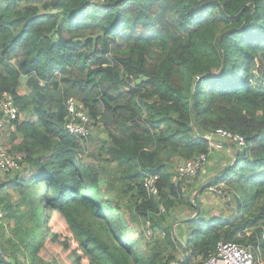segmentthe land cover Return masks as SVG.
<instances>
[{
  "label": "trees",
  "instance_id": "16d2710c",
  "mask_svg": "<svg viewBox=\"0 0 264 264\" xmlns=\"http://www.w3.org/2000/svg\"><path fill=\"white\" fill-rule=\"evenodd\" d=\"M258 68L264 0H0V99L11 95L19 110L8 150L21 166L0 187L1 204L8 189L20 195L17 215L7 214L18 239L0 234V264H171L180 248L179 264H205L223 241L250 245L264 260ZM71 98L106 136L88 155L65 130ZM220 128L246 140L214 183L239 219L188 220L186 241L162 228L141 257L125 238L132 212L161 228L160 206L171 213L185 196L170 156L209 154L204 136ZM146 175L159 177V197H148Z\"/></svg>",
  "mask_w": 264,
  "mask_h": 264
},
{
  "label": "rangeland",
  "instance_id": "374dc122",
  "mask_svg": "<svg viewBox=\"0 0 264 264\" xmlns=\"http://www.w3.org/2000/svg\"><path fill=\"white\" fill-rule=\"evenodd\" d=\"M263 69L264 68H258L256 71H264ZM256 71H255V75L258 76V73ZM253 85L255 86V88H259L261 85L263 86L264 83H262L261 79H259L257 77L256 79H254ZM20 92L24 93L25 91L22 90ZM9 128H10L9 123H6L3 128H0V147L5 149L8 153H9L8 144L11 140ZM204 138H206V140L210 143V145H211L210 150L213 147H215L214 140L216 139V137L213 134L206 135V136H204ZM231 148L235 151L232 152L229 150V152H228L225 147L223 149H215L216 153H218L222 157H227V158H225L226 165L223 166V168L227 167L228 165H230V166L234 165L236 162V155L234 154V152L239 150V148L234 147V146H232ZM244 148L245 147H242V149H244ZM9 154L12 156L11 153H9ZM170 159L171 160L168 163V170L173 175V182L174 183L182 182L183 186H184V195L185 196L183 198V201H177V206L175 207V211L173 210L171 213L166 212L165 214L164 213L159 214L160 217L158 216V218L155 220V222L161 223L162 227L158 228L159 226H157L155 228H152L151 227L152 225H150V227L152 228V234H153L152 237L147 236V233H146L147 222H143L140 218L135 216V214L133 212L131 214L132 217L130 220L131 227H133V228H131L128 232L125 233V238L130 239L131 241L135 240V245L137 247V250L139 251L140 256L144 257V258L150 257V255H151V253L149 251L150 247L153 245L155 246V243L157 240L163 239L164 234L161 233L162 228L165 229L166 227L173 225L174 220L177 221L179 219L180 214H182V211L187 209V207H186L187 205L185 204V202H187L188 200L192 201V198H194L196 195H198V192L200 190H202L204 187L210 188L215 183V181H213L214 179H212L214 172L209 173V171L207 170V167L205 169H203V171H206V173L209 174V175H207V177H209L208 180H205V181L202 180L201 177H202L203 171L199 175H197V177L194 179H181L178 175L177 168L183 162H188V161H183L178 156H174L173 154L170 156ZM194 159H192V160H194ZM23 169H24V167H23ZM12 176L13 175H11V176L7 175L6 176L5 174L0 173V187L2 185H4L5 183H7L9 178ZM208 181H210V183ZM207 182H208V185L206 186ZM201 187H203V188L201 189ZM206 192L208 193L207 189L204 190V193H206ZM3 196H4L5 201L2 204L0 203V234L2 233L4 235L5 239L17 240L18 236L15 234L14 229L18 227V223L15 220V217L9 218L7 216V214L9 212H12L11 214L17 215V213H18L17 206L20 203V195L17 192L8 189L4 192ZM219 200L220 201L217 202L219 204L212 206L209 209V212H213L214 216L215 215H222L221 217L232 219L234 221L237 218L239 219L238 214H237V207H235V205L231 204L230 202H227L225 199L219 198ZM7 203H9V205L12 206V208L10 210H7V208H6ZM41 204H43V198L41 199ZM127 205L129 206V204H125L124 207L126 208ZM22 208L25 209L24 207H22ZM132 209H135V207L133 206ZM159 210L161 211V207ZM42 213H43L42 217L47 219L48 218V211H44ZM164 215H165V220L161 221L160 218L164 217ZM203 221L206 222L207 220L204 219ZM48 228H49V226L46 224L45 229L48 230ZM182 230L187 231L186 225L184 227H177V226L173 225V228L171 231H172V234L176 238H181V240L183 239L184 241H186L185 238L180 237L181 233L183 232ZM26 231H27V227H26ZM26 231H25V233H26ZM249 232H250V229H247L245 232H239V234L240 233H242V234L246 233L247 234ZM244 237L245 236H243V238ZM22 238H25V234L22 236ZM165 244H166V241L162 240L161 245L165 246ZM183 252H184V250L181 248L178 250V252L176 251L175 261L173 262L174 264H179L178 261H182V262L184 261L186 256H184ZM19 261L22 264H29L28 262L26 263V260L23 259L22 257H20ZM50 264H58V263H52L51 262Z\"/></svg>",
  "mask_w": 264,
  "mask_h": 264
},
{
  "label": "built area",
  "instance_id": "2783aa9c",
  "mask_svg": "<svg viewBox=\"0 0 264 264\" xmlns=\"http://www.w3.org/2000/svg\"><path fill=\"white\" fill-rule=\"evenodd\" d=\"M67 109V132L74 137H77L83 141L88 140L90 137L93 120L83 110V106L76 99H68L66 102ZM19 110L14 103V99L9 94H4L0 99V128H3L6 123H10L18 117ZM216 139L214 140L215 147L213 149H223L225 143L238 147L239 150L246 146V140L237 134H234L225 129H217L213 134ZM209 154H202L195 157L194 160L183 162L177 168L178 175L181 179H194L199 175L203 169L209 165ZM21 166L18 163V158L11 156L5 149L0 147V173H12L20 170ZM158 176L146 175L144 180V188L148 194V197H159L158 188ZM208 193L215 195L216 197L225 198L226 189L223 184H213L207 189ZM161 211L159 214L165 213L164 205H161ZM147 236L151 237L152 230L150 223H147ZM253 248L245 246L239 243L233 242H220L217 245L216 253L211 255L205 264H264L262 257L252 250ZM174 264V263H171Z\"/></svg>",
  "mask_w": 264,
  "mask_h": 264
},
{
  "label": "crops",
  "instance_id": "0c3cea01",
  "mask_svg": "<svg viewBox=\"0 0 264 264\" xmlns=\"http://www.w3.org/2000/svg\"><path fill=\"white\" fill-rule=\"evenodd\" d=\"M106 140V136L104 134V131L101 127L99 126H94L93 127V131H92V135L91 138L89 139L88 142V149L90 151V149H93L96 147V145L102 143V141ZM225 148L227 149V151H235L231 148V146H229L228 144L225 143ZM227 152V153H228ZM235 154V152H234ZM225 158L227 157H222L221 155H219L218 153L215 152V150L212 148L211 149V153H210V160H209V165L207 166V170L209 171V173H213L214 175L212 176V179H214L213 181H215V179H217L226 169H228L227 167L223 168V166L226 165L225 163ZM222 167V168H221ZM114 168V166H113ZM206 171H203L202 173V180H208L209 177H207ZM207 178V179H206ZM210 183V181H208ZM208 182L206 183V186L208 185ZM205 185V184H204ZM203 187H201L202 189ZM207 189V187H204L202 190H200L198 192V195H196L194 198H192V203L193 206H197L198 209L202 210L204 212L205 218L204 219H211L213 218V212H209V209L214 206V205H218L219 203H217L220 197H216L213 194L210 193H204V190ZM183 192H184V188H183ZM223 199V198H221ZM197 214V209H195V212H191L188 209L183 210L182 214H180L179 219L176 221L174 220V226L177 227H184L186 221L188 220H192L193 217H195V215ZM179 215V214H178ZM178 217V216H177ZM172 225V226H173Z\"/></svg>",
  "mask_w": 264,
  "mask_h": 264
},
{
  "label": "clouds",
  "instance_id": "9594fccd",
  "mask_svg": "<svg viewBox=\"0 0 264 264\" xmlns=\"http://www.w3.org/2000/svg\"><path fill=\"white\" fill-rule=\"evenodd\" d=\"M79 103H80V102H79ZM80 104H81V103H80ZM81 105H82V104H81ZM66 112H67V109H66ZM67 116H68V114L66 115L65 130H66V123H67ZM92 126L94 127V124H93ZM66 131H67V130H66ZM92 131H93V128H92ZM92 131H91V134H90V137L88 138V140L83 141V140H81V139L75 137L76 139L79 140V142H80L82 148H83L84 151H85V155H88L89 152H90L89 149H88V142H89V139L91 138ZM229 146H230V145H229ZM231 147H232V146H231ZM214 150H215V149H214ZM210 153H211V150H210ZM85 155H84V156H85Z\"/></svg>",
  "mask_w": 264,
  "mask_h": 264
},
{
  "label": "water",
  "instance_id": "95a60500",
  "mask_svg": "<svg viewBox=\"0 0 264 264\" xmlns=\"http://www.w3.org/2000/svg\"><path fill=\"white\" fill-rule=\"evenodd\" d=\"M199 80V78H197V81ZM206 139V138H205ZM197 209V215L195 217L192 218V220L197 221V220H204L205 215L204 212L200 209H198L197 206H195Z\"/></svg>",
  "mask_w": 264,
  "mask_h": 264
}]
</instances>
